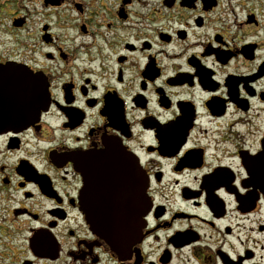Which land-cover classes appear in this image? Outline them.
<instances>
[{
    "label": "flooded vegetation",
    "instance_id": "flooded-vegetation-1",
    "mask_svg": "<svg viewBox=\"0 0 264 264\" xmlns=\"http://www.w3.org/2000/svg\"><path fill=\"white\" fill-rule=\"evenodd\" d=\"M0 224L33 264H264V0H0Z\"/></svg>",
    "mask_w": 264,
    "mask_h": 264
},
{
    "label": "water",
    "instance_id": "water-1",
    "mask_svg": "<svg viewBox=\"0 0 264 264\" xmlns=\"http://www.w3.org/2000/svg\"><path fill=\"white\" fill-rule=\"evenodd\" d=\"M44 96V90L41 87L36 88V109H40L43 107V101H41V97ZM130 236V237H129ZM136 234L131 233V235H122V237L119 236H110L106 239L107 244L109 245L112 253H114L119 261H122L124 259V255L127 249L126 244L128 243V238H130L132 241L136 240ZM29 248L31 252L38 258H50L55 259L56 256H53V253H56L55 249L52 246L51 241L47 236H35L29 240ZM22 264H31L29 261H24Z\"/></svg>",
    "mask_w": 264,
    "mask_h": 264
},
{
    "label": "rangeland",
    "instance_id": "rangeland-1",
    "mask_svg": "<svg viewBox=\"0 0 264 264\" xmlns=\"http://www.w3.org/2000/svg\"><path fill=\"white\" fill-rule=\"evenodd\" d=\"M11 228H4L0 224V264H21L23 260H31L28 253L26 234L10 233ZM35 264H50L36 261Z\"/></svg>",
    "mask_w": 264,
    "mask_h": 264
}]
</instances>
